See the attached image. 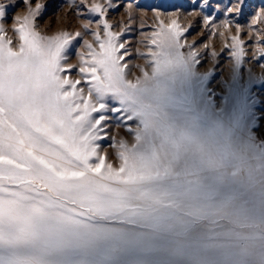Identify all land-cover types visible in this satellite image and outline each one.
Wrapping results in <instances>:
<instances>
[{
    "label": "snow or ice",
    "instance_id": "obj_1",
    "mask_svg": "<svg viewBox=\"0 0 264 264\" xmlns=\"http://www.w3.org/2000/svg\"><path fill=\"white\" fill-rule=\"evenodd\" d=\"M23 3L15 48L0 23V264H264V138L241 82L239 26L217 102L212 70L183 50L176 20L161 22L129 78L120 34L93 3L106 39L94 32L99 51L86 41L90 59L78 54L85 95L81 79L62 75L81 33L41 35L43 5ZM13 6L0 3V21ZM107 111L132 137L112 138L118 166L100 153Z\"/></svg>",
    "mask_w": 264,
    "mask_h": 264
},
{
    "label": "rangeland",
    "instance_id": "obj_2",
    "mask_svg": "<svg viewBox=\"0 0 264 264\" xmlns=\"http://www.w3.org/2000/svg\"><path fill=\"white\" fill-rule=\"evenodd\" d=\"M0 3L9 5L13 0H0ZM39 3L43 5L40 14L36 17L35 30L41 35L53 36L61 32H67L75 37V33L81 35L75 37L67 51V60L64 64L74 67L67 69L62 75H67L70 79H81L78 88H85L87 95V85L79 73L80 56L90 59L85 42L93 45L99 51V45L93 36L94 32H99L101 39L104 36L103 26L99 23L100 14L90 13L88 8L93 3H100L107 8L103 18L111 26L112 33H119L118 44H123L118 55H123L122 64H128L129 78L139 75L137 65L146 66L149 58L147 53L153 33H157L161 27V22L167 27L171 21L176 20L180 28L184 30L180 37L181 43L185 45L187 52L188 45H192L197 52V59L200 64L197 66L201 72L212 70L208 87L215 92L214 100L219 102L223 99L226 91L225 81L230 79L232 67L231 52L233 51V41L231 37L237 36V26H239V40L244 49V62L241 66V82L245 83L252 100V110L257 117V135L264 138V56H261L258 49L264 48V20H255V16L261 9H264V0H244V6L240 13L235 10L228 12L236 0H110L111 7L105 0H31V7ZM13 7H10L7 16L0 23L6 29V38H11L13 47L19 44L18 36L12 31L15 17H23L27 13L28 6L23 0H14ZM131 5V8H129ZM211 19L205 23L204 17ZM231 22L229 27H224L223 22ZM91 21L89 28L85 30L84 23ZM215 53V57L212 56ZM110 107L118 105L109 102ZM97 115L96 113L93 114ZM107 119L103 122L106 136L99 141L100 153L107 152L108 161L118 166L116 149L110 147L112 138L117 141L124 138L131 142L132 137L126 130L119 113L107 111ZM103 135V134H102Z\"/></svg>",
    "mask_w": 264,
    "mask_h": 264
}]
</instances>
